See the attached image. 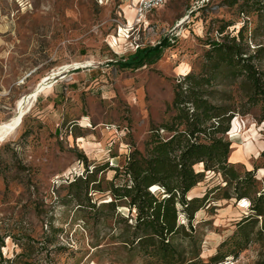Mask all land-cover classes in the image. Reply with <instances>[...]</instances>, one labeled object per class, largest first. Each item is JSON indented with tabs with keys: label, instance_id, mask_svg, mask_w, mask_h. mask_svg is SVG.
<instances>
[{
	"label": "rangeland",
	"instance_id": "374dc122",
	"mask_svg": "<svg viewBox=\"0 0 264 264\" xmlns=\"http://www.w3.org/2000/svg\"><path fill=\"white\" fill-rule=\"evenodd\" d=\"M141 1L0 0V264H157L128 244L135 212L125 200L109 204L116 173L106 165L123 167L126 154L145 152L152 129L172 121L177 87L210 72L206 54L225 26L232 36L244 28L246 52L264 74V0L251 13L243 0H163L139 24ZM161 43L148 66L116 64ZM226 74L221 68L206 98L233 118L229 169L247 184L206 174L189 198L208 200L193 233L181 216L186 233L175 244L193 264H264V218L252 210L264 194L256 169L264 110L249 102L244 77ZM128 182L121 174L114 184Z\"/></svg>",
	"mask_w": 264,
	"mask_h": 264
},
{
	"label": "trees",
	"instance_id": "16d2710c",
	"mask_svg": "<svg viewBox=\"0 0 264 264\" xmlns=\"http://www.w3.org/2000/svg\"><path fill=\"white\" fill-rule=\"evenodd\" d=\"M261 3L259 0H243L242 9L251 13ZM229 26L219 30L220 39L210 42L211 48L206 54L212 62L210 72L206 76L189 74L184 83L179 84L172 103L177 115L172 121L151 130L152 136L146 144L145 152L134 150L126 154L128 156L123 167L106 165L107 169L116 173L110 187L113 200L109 204L114 207L117 202L125 200L131 211L135 212V221L129 226L133 229L132 240L128 244L138 246L142 253L157 264L194 263L195 258L186 261L175 239L182 232L186 233L185 226L180 224L182 215H187L193 233L192 222L203 208V203L208 200L209 193L203 198L191 199L189 193L205 180L206 174L220 173L228 179V185L233 182L237 185L247 184V178H243L233 168L229 169L232 143L224 135L231 131L233 118L227 116V113H221L206 98L205 90L212 85L221 68L222 71L224 68L227 77H244L249 86V102L262 104L264 110V74L253 64L256 57L248 56L246 52L244 28L232 36L226 34ZM166 45L161 43L154 47L138 48L134 54L118 60L116 64L124 70H138L157 59ZM165 132L169 136H163ZM201 164L203 172L197 167ZM256 169L264 170V167ZM121 174L128 177L129 182L117 186L114 181ZM253 175L252 170L246 173V177ZM91 182L94 181L90 179L86 182L87 187ZM243 195L242 199L247 194ZM231 199L230 195L223 198ZM252 210L256 217L264 218V194L254 200ZM5 238L7 236L0 240V251L5 247ZM213 261L217 262L218 259Z\"/></svg>",
	"mask_w": 264,
	"mask_h": 264
},
{
	"label": "built area",
	"instance_id": "2783aa9c",
	"mask_svg": "<svg viewBox=\"0 0 264 264\" xmlns=\"http://www.w3.org/2000/svg\"><path fill=\"white\" fill-rule=\"evenodd\" d=\"M163 0H142L137 8L136 21L140 24L146 13L161 5ZM230 135V134H229Z\"/></svg>",
	"mask_w": 264,
	"mask_h": 264
},
{
	"label": "bare ground",
	"instance_id": "6f19581e",
	"mask_svg": "<svg viewBox=\"0 0 264 264\" xmlns=\"http://www.w3.org/2000/svg\"><path fill=\"white\" fill-rule=\"evenodd\" d=\"M135 1H137V0H135ZM124 31H125V30H124ZM116 41H117V42H118V41H124V37L120 38L119 40L117 39ZM201 166H203V164H201Z\"/></svg>",
	"mask_w": 264,
	"mask_h": 264
},
{
	"label": "water",
	"instance_id": "95a60500",
	"mask_svg": "<svg viewBox=\"0 0 264 264\" xmlns=\"http://www.w3.org/2000/svg\"><path fill=\"white\" fill-rule=\"evenodd\" d=\"M68 70H69V69H68ZM66 71H67V70H66ZM64 72H65V71H64ZM64 72H63V73H64ZM23 118H24V117L21 118L20 123L18 124V126L21 125V124L23 123ZM16 128H17V127H16Z\"/></svg>",
	"mask_w": 264,
	"mask_h": 264
},
{
	"label": "crops",
	"instance_id": "0c3cea01",
	"mask_svg": "<svg viewBox=\"0 0 264 264\" xmlns=\"http://www.w3.org/2000/svg\"><path fill=\"white\" fill-rule=\"evenodd\" d=\"M231 158V157H230ZM231 160V159H230ZM237 162H239V161H236V163H233V164H238ZM232 163V162H231ZM249 171H251L252 170V168L251 169H248ZM226 203H227V201L228 200H224Z\"/></svg>",
	"mask_w": 264,
	"mask_h": 264
}]
</instances>
